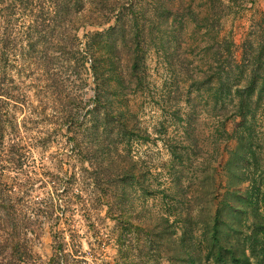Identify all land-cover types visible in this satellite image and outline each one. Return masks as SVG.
I'll use <instances>...</instances> for the list:
<instances>
[{
    "label": "trees",
    "instance_id": "trees-1",
    "mask_svg": "<svg viewBox=\"0 0 264 264\" xmlns=\"http://www.w3.org/2000/svg\"><path fill=\"white\" fill-rule=\"evenodd\" d=\"M245 2L0 0V264H85L63 255L64 244L56 237L47 262L35 252L44 208L34 209L33 201L41 198L39 175L28 168L36 166L32 150L45 149L52 135L65 137L61 145L79 164V178L99 188L106 217L118 230L111 239L115 264H264V153L256 151L261 148L257 126L264 133V12L253 21L238 60L233 41L220 37L225 9ZM125 38L130 74L139 87L150 40L163 58L168 55L170 102L178 99L179 89L185 92V109L169 108L171 123L189 128L197 103L218 120L227 155L219 172L212 168L213 156L206 160L208 169L190 171L185 146L166 139L160 125L155 138L170 161L164 172L153 173L157 186L150 183L146 162L131 152L133 142H149L151 133L121 106L116 50ZM182 44L185 50H200L192 67L179 58ZM83 72L92 86L90 105L67 88L70 75ZM40 119L51 126L44 133ZM229 141L235 142L231 149ZM219 177L223 184L217 183ZM47 184L51 191L60 186L53 180ZM45 206L51 216L53 205Z\"/></svg>",
    "mask_w": 264,
    "mask_h": 264
},
{
    "label": "rangeland",
    "instance_id": "rangeland-1",
    "mask_svg": "<svg viewBox=\"0 0 264 264\" xmlns=\"http://www.w3.org/2000/svg\"><path fill=\"white\" fill-rule=\"evenodd\" d=\"M262 12H264L263 0H247L241 7L225 9V16L221 20L220 37L233 41L234 56L237 60L240 58L241 45L244 39L249 37L250 33L254 31V28L251 27L253 21H256ZM93 30V28L87 29V31ZM125 40L126 42H124ZM125 40L118 41L116 50L118 52L117 57L119 58L117 73L121 75L122 80L119 88L122 99L121 106L135 113L139 121L138 123L151 133V141L133 142L131 152L135 159H142L146 162V166L151 173L150 183L153 187L157 186L156 182H153V173L155 171L156 173L164 172V167L170 161V155L164 144L155 138L159 136L160 125L166 128V139L170 138V140L185 146L183 151L186 150L190 154V171L196 170V168L200 170L204 167L208 169L209 166H207L206 160H210L211 156H213V159L211 158L213 161H210L213 166L212 168L216 172H219L227 155L224 148L225 145L218 138V120L213 117V114H208L201 103H197L191 117L193 121L189 128L185 126V123H171L169 108L173 104V107L183 106V109H185L183 104L185 92L179 89L178 92H181V94H177L178 99L175 102H170V92L173 90L170 86L172 77L171 72L167 71V65H165L166 55L163 58V53L157 52L154 42L150 40L147 44L145 56L144 82L139 87L137 80H134L130 74V66L128 65L130 61H128L130 42L128 38H125ZM169 44L170 42L166 43V46L169 47ZM172 52L173 50H168L167 54H171ZM178 53L184 66L191 62L192 67L194 62L197 64V55L200 53V50L198 48L185 50L182 44L178 48ZM69 80L67 88L71 93L76 96L79 95L78 97L83 99L86 105H90L93 92L90 78L86 72H83L78 77L70 75ZM46 123L47 120H39L41 133H44L45 129L51 127L48 125L46 128ZM233 127L234 124L232 122L228 123L227 131L230 132ZM186 128L195 139L193 147L190 146V142L186 138ZM257 130L259 139H261L259 143V147L261 148L256 151L257 153H264V133L262 127L260 125L257 126ZM64 139L65 137L62 135H59L57 138H54L52 135L45 149L38 148L32 150L36 166L31 165L28 168V172L32 174L35 171L39 175L36 186L39 188L38 194L41 198L38 199L37 195H35L38 200L33 201L34 196H31L30 199L35 203L34 209L37 210L41 206L44 208L43 212L42 208L39 210L42 212L41 215L39 214V223L42 226L43 234L40 243H37L35 247V252L40 256L42 262H47L53 251V237H56L64 244L63 255H67L69 260L77 262L85 261V264H115L117 252L111 244V239L115 238L117 234L116 224L106 217V207L103 198L100 197L99 188L94 187L89 179L79 178L80 166L69 158V149L61 145ZM221 144L223 146H221L219 154L217 156L213 155L215 147H219ZM234 146V141L227 143L229 149ZM190 148H194L195 154L190 152ZM70 167L74 168L75 177H73L74 173L70 170ZM209 170L211 171V169ZM69 177L72 178L70 179ZM69 179L71 180L69 191L63 197L65 191H62ZM223 179V177L217 178V183L223 184ZM51 180L60 185L56 187V190L51 191L49 189L50 184L47 183H50ZM107 180L108 184H111L112 179L110 180L107 177ZM162 180H164V177ZM42 182H46V184H42ZM103 184L108 186L107 183ZM26 202L28 206L33 204L30 203L29 199ZM50 204L53 205V209H50L53 211L51 216L50 214H45V211L49 207L45 205ZM32 207L34 206L32 205ZM34 212L35 210H31L29 214L33 215ZM71 236L75 237L74 241H71ZM73 244L75 246H71ZM133 257L138 260L137 254L133 253ZM147 264H150L149 261ZM162 264L167 263L163 262Z\"/></svg>",
    "mask_w": 264,
    "mask_h": 264
}]
</instances>
